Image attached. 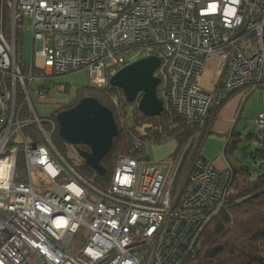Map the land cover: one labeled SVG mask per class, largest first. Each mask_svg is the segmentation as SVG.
<instances>
[{
    "label": "built area",
    "instance_id": "2783aa9c",
    "mask_svg": "<svg viewBox=\"0 0 264 264\" xmlns=\"http://www.w3.org/2000/svg\"><path fill=\"white\" fill-rule=\"evenodd\" d=\"M4 13L0 0V264H183L195 255L198 233L228 197L231 168L216 170L199 149L188 169L192 155L183 145L174 165L121 157L109 189H94L58 153L51 140L53 122L35 113L26 121L7 122L18 88L32 104L34 84L17 62L13 31L24 17L32 19L29 27L45 59V76L35 90L39 99L53 74L87 69L90 82L101 86L135 59L159 56V97L165 94L169 108L195 122L200 128L195 136H202L215 108L239 90L264 84V0H12V39L3 29ZM212 59L215 85L208 91L200 78ZM254 124L258 132L264 129L263 113ZM26 125L45 133L47 145L35 144ZM10 140L21 146H7ZM52 155L76 179L38 195L30 170L40 167L55 181L62 167ZM185 194L182 205L211 206L196 228L178 209ZM82 226L90 239L75 253L70 243Z\"/></svg>",
    "mask_w": 264,
    "mask_h": 264
},
{
    "label": "trees",
    "instance_id": "16d2710c",
    "mask_svg": "<svg viewBox=\"0 0 264 264\" xmlns=\"http://www.w3.org/2000/svg\"><path fill=\"white\" fill-rule=\"evenodd\" d=\"M11 1L5 0L3 16V29L7 37L11 34ZM24 33L23 28L16 29V59L18 64L27 68V65L23 63ZM262 86L264 84L259 85L256 89ZM58 88L60 89L59 85ZM157 92L160 96L159 90ZM88 96L97 98L112 110L119 130L113 140L112 149L102 159V165L106 168L107 173L105 175L98 174L85 164L78 154L79 164H74L70 153L75 149L60 137L58 129L52 134L51 140L68 165L72 166L82 179L102 192L107 191L111 186L118 160L121 157L129 156L147 161L143 158L146 154L147 144L157 145L169 140L177 141L178 151L200 129L195 122L178 116L169 107L160 115L144 116L137 108L140 96L134 102H128L123 91L111 87L109 83L101 86L92 83L79 86L70 100L57 104L59 108L56 107L54 118L51 119L57 123L55 112L58 114L62 110L73 108L81 99ZM162 100L164 99L162 98ZM26 103L22 98L20 102L18 101L17 106L22 107L25 111ZM218 109L215 108L211 112L207 123L218 112ZM24 116L28 117L29 113ZM251 124L252 122L244 125L247 130L245 134L241 130H237L235 124L230 132L224 149L228 167L231 168L227 180L228 197L221 205L220 211L213 215L202 231L198 233L193 245L195 255L188 257L183 264H264V129L258 132L255 124ZM209 131L208 128L202 135L199 146H202L204 136ZM24 132L30 135L28 137L32 138L35 144L41 143L43 140L35 127H28ZM42 145L47 144L43 143ZM137 145H140V148H137ZM80 148L89 151L85 145H81ZM177 151L173 154L174 160ZM249 163L257 164V166L253 167ZM65 168L70 171L68 167ZM18 169L20 173L26 169L22 154L18 156ZM185 196L186 194L179 199L178 209L193 220L192 226L196 228L199 224V217L207 214L211 210V206L182 205ZM191 233L192 230L190 236Z\"/></svg>",
    "mask_w": 264,
    "mask_h": 264
},
{
    "label": "water",
    "instance_id": "95a60500",
    "mask_svg": "<svg viewBox=\"0 0 264 264\" xmlns=\"http://www.w3.org/2000/svg\"><path fill=\"white\" fill-rule=\"evenodd\" d=\"M160 64L161 58L155 54L143 56L113 74L109 85L121 89L128 102L140 96L137 108L144 116L160 115L165 110L157 92L161 79L155 74ZM57 122L60 137L75 149L85 164L105 175L107 170L102 159L112 149L119 131L112 110L97 98L88 96L75 107L59 112ZM81 145L87 146L89 151L81 149Z\"/></svg>",
    "mask_w": 264,
    "mask_h": 264
},
{
    "label": "rangeland",
    "instance_id": "374dc122",
    "mask_svg": "<svg viewBox=\"0 0 264 264\" xmlns=\"http://www.w3.org/2000/svg\"><path fill=\"white\" fill-rule=\"evenodd\" d=\"M25 25H27V23H25ZM25 32L27 33V35H31L30 31H28V28L25 30ZM152 48L154 51L159 52V45H153ZM31 51H32V45H30V42H27L25 40L24 41V56H23L24 62H27V59H30ZM36 51H37V49L35 47L34 48L35 54L37 53ZM44 64H45L44 58L40 57L38 59V65L43 66ZM216 66H217V62L213 59L207 62L206 66L202 72L201 78H200V85L204 89L209 88L211 78L213 77ZM221 70H222V67L216 75V80L219 78ZM56 83L59 85L60 89L58 91H56V90L52 91L49 94V96L44 100L39 99L37 94L35 93V91H32L31 95H30L32 105H33L38 117H40V119L44 122H47L51 118H54L53 114H54V111L56 110L58 103L66 102V101L70 100V98L75 94V92L79 86L89 84V75H88L87 71H81V72H77V73L72 74V75H66V76L60 77L56 80ZM211 84H212V82H211ZM37 86H38V82H34L33 90H36ZM64 92H67V93H64ZM249 95H250V93H246V92L242 91V92L236 93L234 96H236L238 98L240 97L241 100L243 101V99L246 98V96L248 97ZM163 98H164V106H165V108H168L169 103H168V100H167V97L165 94H164ZM251 101L252 100H249L248 103ZM261 104L263 107H262L260 112H258V109L256 106L252 107L253 115L257 114V116H258L260 113L264 112V98H263V101L261 102ZM242 106H243V104H242ZM242 106L240 109H242ZM226 109H230V108L228 107ZM240 109L238 111V114H240V112H241ZM228 113L229 112L227 110L225 115H222L220 117V119L217 121V122H219V128H223L224 130H226L229 127L231 120H232V118H234V116H233V114H231V113L228 114ZM243 122H244L243 120H240L236 129L241 130V132H243L245 134V133H247V130L243 127V125H242ZM215 126H216V124H215ZM253 128H255V127H253ZM37 131L40 133L39 130H37ZM228 135L226 133L225 138ZM212 136H214L213 138L216 137L214 133ZM41 137L43 138L41 144H43V143L47 144V141L45 140V138L43 136H41ZM201 138H202V136L199 134L197 136H193L191 139L187 140L183 144L184 149H186V152L188 154L192 155L191 162L187 167L188 169H190L192 167V162L198 154V151L200 149V146H199L200 142L199 141L201 140ZM197 140H198V142H197ZM217 145H219L218 142H216L214 140L211 141L212 147H216ZM177 146H178V143L176 140H169V141H166L162 144H157V145L147 144L146 145V154L143 158H145L149 162L156 163V164L170 163V164L174 165L175 160L173 159L174 158L173 154H174V152L176 153L177 148H178ZM181 148H182V146H181ZM204 148L206 151L207 146L205 145ZM214 156H216V155H214ZM70 157L72 158L74 164H76V165L79 164V162H78L79 159H77V153L75 151H72L70 153ZM193 157H194V159H193ZM52 159H54L60 165V167H62V170H63L61 175L58 178H56L55 181H53L51 176L40 167H32L30 170L31 185H32L33 190L38 195H44L46 192L51 191L55 187L56 183H64V182H68L70 180L76 179V175L72 171H68L65 168L66 165L61 159H57L54 155H52ZM211 159L214 160V158H211ZM207 160L211 161L215 165L217 170H224L227 167V165H224V167H222V163H221L220 158H217L215 160V162L210 160L209 158H207ZM180 171H181V169H180ZM177 179H179V177ZM89 239H90V232L88 230H86L84 226H82L77 231V233L74 235V237L70 243L71 251L78 253V251L80 249L84 248L87 245Z\"/></svg>",
    "mask_w": 264,
    "mask_h": 264
},
{
    "label": "crops",
    "instance_id": "0c3cea01",
    "mask_svg": "<svg viewBox=\"0 0 264 264\" xmlns=\"http://www.w3.org/2000/svg\"><path fill=\"white\" fill-rule=\"evenodd\" d=\"M24 39L27 42H30V45H31V35H27V33H25ZM214 76H215V72L213 74V77ZM212 78H211V80H212ZM214 85L215 84H213V83L211 84V82H210L209 88L205 89V90L210 91V90L214 89ZM242 91H244V90H239L236 93H239ZM236 93H234L230 98H228L223 103V105L218 109V112L215 115H213V117L210 119V121L208 123V128L210 129V131L207 133V135L204 136V139H203L204 141L202 144L203 148L205 145L207 146L206 151L204 148V156L206 157V159L209 158L210 160L215 162V160L217 158H220L221 163H222V167H224V165L228 164L227 159L225 157L224 148H225L226 143L228 142L229 135H230V132L232 131L233 127L235 125L237 127L240 120L244 121L242 123L243 127H244V125L250 124V122H252V124H253L254 121L257 119V117L261 113L258 116H257V114L253 115L252 107L256 106L258 109V112H260L262 107H263L261 102L263 101V98H264V86L256 89L255 91L254 90L248 91L247 93H250V95L248 97L246 96V98H244L243 101L241 100L240 97L238 98V97L234 96ZM249 100H252V101L248 103ZM242 104H243V106H242ZM241 106H242V109H240ZM228 107L230 109H226ZM239 109L241 110L240 114H238ZM227 110L229 112L228 114H230V113L233 114L234 118H232L229 127L226 130H224L223 128H219V122H217V121L220 119V117L222 115H225ZM262 113L264 114V112H262ZM215 124H216V126H215ZM213 133L216 136L215 138H213L214 136H212ZM226 133H227V135L228 134L229 135L225 138ZM212 140L218 142L219 145H217L216 147H212L211 146ZM214 155H216V156H214ZM211 158H214V160ZM249 164H251V166H253V167L257 166V164H255V165L254 164L252 165V163H249Z\"/></svg>",
    "mask_w": 264,
    "mask_h": 264
},
{
    "label": "flooded vegetation",
    "instance_id": "af4514ba",
    "mask_svg": "<svg viewBox=\"0 0 264 264\" xmlns=\"http://www.w3.org/2000/svg\"><path fill=\"white\" fill-rule=\"evenodd\" d=\"M57 3H56V1H53L52 2V5L53 6H55ZM56 14H57V16L60 18V19H64V16H63V14H62V12L59 10V9H56ZM31 20L32 19H30L29 17H24V19L23 20H21L20 22H18V23H16V25H15V28H14V31H13V40H14V46H15V53H16V58H17V41H16V29L18 28V27H21V28H23L24 30H26L27 28H28V31H30V33H31V45H32V51H31V57H30V59H27V62H24L23 61V63L24 64H26L27 65V68H25V67H23V71L27 74V75H30L32 78H33V82H38V85H40L42 82L41 81H43V79H42V77H44L45 76V72H44V67H45V64L43 65V66H39L38 65V59L40 58V57H43V56H41L39 53H40V42L36 39V37L34 36V34L32 33V31L30 30V22H31ZM25 23H27V25H25ZM10 33H11V30H10ZM26 33V32H25ZM25 33H24V37H23V56H24V41H25ZM8 39H12V36H11V34H10V36L9 37H7ZM83 47H82V49H84V50H86L87 48H88V46H89V44H84V45H82ZM36 47V49H37V53L35 54V52H34V48ZM143 57V56H142ZM139 58H141V57H139ZM139 58H137V59H139ZM137 59H135V60H137ZM134 60V61H135ZM44 61H45V59H44ZM81 71H87L88 72V75H89V71L86 69V70H79V71H73V72H70V73H66V74H53V75H51L50 77H48V79H47V84H48V91L46 92V95L43 97V98H41V100H44V99H46L48 96H49V94L52 92V91H58L59 90V88H58V84L56 83V80L58 79V78H60V77H63V76H66V75H72V74H75V73H77V72H81ZM106 75H107V73L105 72L104 73V77L106 78ZM110 80V79H109ZM91 82H90V76H89V84H90ZM88 84V85H89ZM94 85H97V84H94ZM82 86V85H81ZM67 88V87H66ZM115 89H117V88H115ZM18 94L16 95V109H14L12 112H11V114L7 117V122H8V120L10 119V121L12 120V121H14L15 123H18V122H20L21 120H23V121H26L28 118H31L34 114L33 113H35L36 115H37V113H36V111H35V109H34V107H33V105L30 103V102H27L26 103V105H25V107H27L26 109H25V111H24V109L22 108V107H18L17 106V103H18V101L20 102L21 100H22V98L24 99V95L22 94V92H21V88L19 87L18 88ZM33 91H35V90H33ZM36 93V92H35ZM64 93H67V92H64ZM37 94V93H36ZM38 96V95H37ZM78 104V103H77ZM76 104V105H77ZM75 105V106H76ZM74 106V107H75ZM24 107V108H25ZM57 108H59V105H57ZM70 109V108H69ZM66 110H68V109H66ZM62 111H64V110H62ZM62 111H60V112H62ZM26 113H29V116L28 117H25L24 116V114H26ZM56 113V117H57V112H55ZM23 114V115H22ZM50 121L51 122H53L54 124H55V126L53 127V130H52V134L58 129L59 130V124H58V122L57 123H55L52 119H50ZM49 120H48V122H50ZM6 122V123H7ZM48 126H49V124H48ZM4 127V126H3ZM28 127H34L33 125H26V126H24V130L26 129V128H28ZM1 128L2 127H0V130H1ZM59 132V131H58ZM41 134V136H43V137H45L46 135H45V133H40ZM49 138V137H48ZM12 144H16L17 146H21V143L18 141V140H10V141H8V143H7V146H9V145H12ZM183 146V145H182ZM200 149H202L203 150V152H204V148H203V146H200ZM182 150V148L180 147L179 149H178V151L180 152ZM177 151V154H176V158H175V160L177 159V157H178V152ZM183 164V163H182ZM181 166V165H180Z\"/></svg>",
    "mask_w": 264,
    "mask_h": 264
},
{
    "label": "clouds",
    "instance_id": "9594fccd",
    "mask_svg": "<svg viewBox=\"0 0 264 264\" xmlns=\"http://www.w3.org/2000/svg\"><path fill=\"white\" fill-rule=\"evenodd\" d=\"M137 148H140V147H137ZM179 152V151H178ZM125 157H129V156H125ZM133 158V157H132ZM135 159H137V158H135ZM138 160H140V159H138ZM119 161V160H118ZM140 161H144V162H149V161H145V160H140ZM118 164V163H117ZM161 164H164V163H161ZM168 164H170V163H168ZM228 165V164H227ZM93 188L94 189H96L94 186H93ZM98 190V189H97Z\"/></svg>",
    "mask_w": 264,
    "mask_h": 264
}]
</instances>
